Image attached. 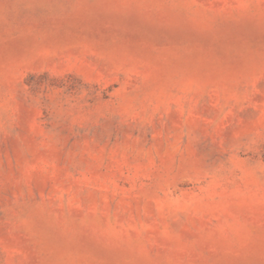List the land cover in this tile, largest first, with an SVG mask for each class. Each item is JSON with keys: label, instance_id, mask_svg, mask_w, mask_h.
<instances>
[{"label": "rangeland", "instance_id": "obj_1", "mask_svg": "<svg viewBox=\"0 0 264 264\" xmlns=\"http://www.w3.org/2000/svg\"><path fill=\"white\" fill-rule=\"evenodd\" d=\"M0 264H264V0H0Z\"/></svg>", "mask_w": 264, "mask_h": 264}]
</instances>
